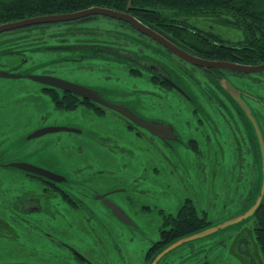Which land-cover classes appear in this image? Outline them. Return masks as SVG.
Instances as JSON below:
<instances>
[{
    "label": "rangeland",
    "instance_id": "374dc122",
    "mask_svg": "<svg viewBox=\"0 0 264 264\" xmlns=\"http://www.w3.org/2000/svg\"><path fill=\"white\" fill-rule=\"evenodd\" d=\"M137 4L147 7L160 5L163 8L173 6L165 2L141 0H138ZM217 18L220 21L202 16L189 20L191 23L193 20V24L199 25L208 33L213 30L216 34H213L214 36L223 37L229 42L234 41L229 40L231 38L242 36L241 29L227 26L221 22L223 20L220 17ZM167 22L170 20L167 19ZM88 26L89 29H97L99 32V27H102L135 33L121 22L104 16L90 20ZM63 28L66 31L69 26L60 28L50 25L41 26L38 30L32 29L28 45H36L38 41H33L34 39L44 38L42 41L46 47L26 50L25 55L11 52V47L16 46L15 40L20 41L24 47V31L15 32L13 36L8 32L1 34L0 49L3 50L0 51V66H5L2 69L12 72L53 73L91 86L108 100L127 104L146 119L172 125L178 137L166 145L154 132L145 129L139 131L137 125L113 109L106 112L90 105L85 106L60 91L54 92L53 96V92L43 90L42 82L29 77L0 76V152L6 158L23 159L51 167L67 175L74 183L85 181L87 185L100 191L117 187L120 190L114 189L110 198L120 204L132 220L138 221L141 232H144L138 240V234L135 232L138 228L118 221L104 203L95 197L92 198V206L98 211L95 216L87 219H77L78 214L82 212L70 213L66 205L63 204L61 208L51 202L50 213L43 222L44 225L50 224L56 232L52 231L51 236L44 237L51 243L45 242L42 247L55 253L71 255L61 243L72 245L76 250L87 254L91 264H145L146 249L159 236L158 228L162 224L161 208L175 213L186 198H191L195 213L198 216L206 213L213 224L242 214L247 204L253 200L245 199L249 183L248 166L237 160L233 153L231 144L236 142V139L234 134L231 135L229 123L224 120L220 122L217 118H208L213 135L219 133L225 140V155L222 157L223 147L215 148L208 128L201 125L199 114L191 105V101H184L177 95H174V100L171 101L169 98L148 96L140 100L138 87L146 88L147 85L146 82L137 84L138 72L133 73L129 66L116 62L109 64L106 61H98L93 67L83 64L82 60H75L69 54L73 48H67V41H73L77 37L88 38V33L75 35L79 32L69 30L71 35L65 41L61 39L65 37L57 39L50 36V32L60 29L62 31ZM105 38L138 49V44L117 39L114 35ZM24 57L29 58L28 61L24 62ZM102 66H105V69H102ZM199 73L196 75V85L201 86L208 81L213 85L206 89L203 87L205 95H209L210 88V91L215 93L223 91L216 81L209 80L201 71ZM257 75L261 78L236 82L248 86L253 91L263 92L264 73ZM140 76V80L144 81L145 76ZM150 93L156 94L155 91ZM219 97L223 98V95L220 93ZM203 103L206 112H212V115L229 112L230 103L222 104L207 96L203 98ZM46 125L76 126L83 131H55L30 137L36 128ZM192 138H196L197 142ZM196 144L200 145L202 152L197 150ZM12 171L15 170L10 168L9 172ZM13 180L14 178L10 179L8 185L13 190L12 198H6V191L0 186V210H3V203L9 204V201H13L24 190L35 195L41 191L33 190L35 187L41 188V185L34 181L22 185L21 181ZM236 227L237 223L191 242L197 246L205 245L210 264H242L232 256L229 243ZM222 240H225L226 245H223ZM21 241L22 238H17V244L16 239L0 233V264L23 262L21 260L27 254L20 247ZM57 241L60 243L57 244ZM175 253L173 250L170 254ZM202 255L203 252L195 257L191 255L185 261H178L176 257L175 264H200L196 257Z\"/></svg>",
    "mask_w": 264,
    "mask_h": 264
},
{
    "label": "flooded vegetation",
    "instance_id": "af4514ba",
    "mask_svg": "<svg viewBox=\"0 0 264 264\" xmlns=\"http://www.w3.org/2000/svg\"><path fill=\"white\" fill-rule=\"evenodd\" d=\"M136 9H138V13H143L150 10V7L140 4L136 5ZM98 16L104 15L95 14L92 16H84L69 21H58V26L60 28L66 25L69 26L68 30L61 31L60 29L58 33L50 32V36H53L57 39L65 37L61 38L65 41L68 39V36L71 35L70 33H68L69 30L79 32L75 35H85V33H88V38L77 37L73 41H67V48H73L69 53L70 55H72L71 57L75 60H82L83 64H89L93 67L94 63L98 61H106L109 64L116 62L122 65L129 66V70L131 72H138V76H136L138 78L137 84L139 85L141 82H146L147 85L146 88L138 87L139 94H141V97L139 98L140 100L143 99L144 96H148L151 98H169V100L171 101L174 100V95H177L184 101H191V105L194 106V109L199 114L198 116L201 125L208 128L211 141L212 143H215V148L223 147L221 150L222 157L223 155H225V140L219 133H215L216 135H213V133L211 132L210 124L208 122V118H217L220 122L221 120L227 121L230 125L231 135L233 136L234 134V139H236V142L231 144L232 149H234L233 153L237 160L241 161V163H246L248 166L249 183L247 193L245 194V199L251 201L254 200V198L256 199L260 191L262 190V183L264 180V91H253L248 86L238 84L236 81L249 78L260 79L261 76H258L257 74H263L264 71L259 73L243 74L240 72L229 71L221 68H203L194 65L190 61L180 57L174 51L170 50L154 38L142 33L139 29H137L127 21L104 16L108 19L121 22L123 25L130 27L135 33L126 30H120L118 28H102L99 26L98 27L100 32L97 29H89V21L95 19ZM181 21L188 23H180L179 26L192 31V33L190 34L194 35L193 38L198 37V39L224 45L223 42H219L215 39L214 35L216 34L213 30H209L210 33H212L211 35L207 30H203V28H201L199 25L193 24V20L192 23L187 19H182ZM191 25H193V27H190ZM151 27L160 32L176 45L190 52L188 49L183 47L182 44L184 43L181 40H178L181 43L179 44L176 41L175 37L164 28L159 27L158 25H152ZM97 33H100L101 35ZM9 34H12L13 36L15 33L11 32ZM22 34H26L24 47L21 45V43L18 44L19 46L16 45L14 47H11V52L13 54L19 52L20 55H25L26 50L46 47V45L42 41V39L44 38L34 39L33 41H38L36 45H28V41L31 38L30 32ZM112 34L114 35V37L116 36L117 39H125L138 44V49L127 47L116 40L105 38V36H113ZM230 40L236 41V38H231ZM224 46L235 47L230 43H226ZM2 50L3 49H0V51ZM28 59L29 58L24 57V62L28 61ZM83 64H81L82 67ZM3 67L5 66H0V68ZM102 69H105V66H102ZM199 71L205 74L209 80L212 79L214 82L216 81V83L221 86L222 89L225 88L222 84L223 78H228L230 81H232V83H234L236 87L242 90V98L249 105L250 112H248L247 109L245 110V108L241 106L242 104L238 102V99L231 96L228 97L226 95L228 93L225 91V89L224 91H221L219 89L220 93L223 95V98L219 97V92L218 94L217 92L215 93V91H210L211 88L209 89V95H205L206 92L204 91V88L206 89L210 87L212 83L211 81H208L206 84H203L201 86L196 85V75L200 74ZM23 74H29V72L25 71L23 72ZM42 74L54 75L53 73L47 72H43ZM140 75L145 76L144 81L140 80ZM54 76L61 77L59 75ZM42 83L43 90H48L50 92L60 91L64 95H68L67 97L73 98L74 100L79 101L81 104L84 103L85 106L90 105L95 109L100 108L101 110H105L106 112L108 111V109H112L109 106L102 104L101 102L86 98L76 92L65 90L45 82ZM176 85H180L182 89H180ZM94 89L98 92V94L107 99L99 90H97L96 88ZM151 91H155L156 94H151ZM196 94H198L199 96H197ZM205 96L211 98V100L217 99L222 104L230 103L229 112H220L218 114L213 113V115L212 112H206L203 103V98ZM186 106L189 107L187 104ZM169 107L171 108V105ZM200 110H205V112H199ZM117 113L120 112L117 111ZM175 113L177 115L179 114L178 112ZM123 116L126 117L125 115ZM126 119L133 122L128 117H126ZM133 124L138 126L139 131L140 129H145L146 131L151 132V130L143 127L142 125L136 124L135 122H133ZM68 127L74 128L71 132L80 133L83 131L80 127ZM37 129L39 128H36L35 130ZM258 130L260 133L258 132ZM154 134L166 145L174 140L172 138L162 137L157 133ZM192 139L197 142L196 138ZM211 147V144H209V148ZM196 148L199 152L203 151L199 144H196ZM206 148H208V144ZM13 162L28 163V168H20L16 165H13ZM10 168L14 169L15 171L9 172ZM45 169L50 171L52 174L45 173ZM12 178H14V180L21 181L22 185L29 183V181H34L37 184L41 185V188L35 187L33 189L34 191L41 190L38 195H35L33 192H26L24 190L20 195L16 196L13 201H9V204L3 203V210H0V233L2 235H7L10 238L16 239L17 244V238H22L20 247L26 251L27 255L21 260L23 262H20V264H91L89 261L90 257L87 254L76 250L72 245L61 243L62 247H65L71 255L60 254L58 252L55 253L51 250H45L42 247L45 242H47L48 244L51 243L49 240L44 239V237L50 235L52 231L56 232V230L52 228L50 224L44 225L43 222L46 216H48V214L50 213L49 204L51 202L61 208L63 207V204L66 205L67 210L70 211V213L82 212L78 214L77 219H87V217L95 216L98 211V209L93 208L92 206V198L95 197L98 201H102L104 203V205L111 211L112 215L118 221L122 222L123 224H127L128 226L131 225L132 227L138 228L137 230H135V232H137L138 234V240L140 239V236L144 234V232H141L140 230L138 221L134 219L133 221L129 215L128 217L126 216V218L120 217L114 211L113 207L109 205L108 200L115 202L110 198V196L112 193H114V189H116L117 191L120 190L117 187L110 190L100 191L97 190V188L92 187L91 185H87L85 181H78L74 183L67 175L61 174L59 171L51 167L41 166L33 161L31 163L29 161H23V159L13 160L12 158H6L5 155L0 152V186L6 191V198H12L13 190L12 187L8 186L10 184L9 180ZM240 178H242L241 175ZM190 200L191 198H186L175 213L169 212L164 208L160 209L162 224L158 228L159 236L146 249L144 258L145 264H175V262H177L176 257L178 261H185L191 255L195 257L197 254H201V252H203V255L200 257H196V260L200 264H210L208 254L205 250V245H194L191 240L176 246L175 248L169 250L158 258V255L166 247L174 242L173 240H175V237H170L171 232H183L184 230H186L185 228L176 226V224L179 223V221L183 218V215L181 218H178L176 216L178 215L177 213L182 209L183 205L187 207L191 206ZM115 203L118 204L117 202ZM118 205L122 207L120 204ZM250 205L251 202L247 204V207H249ZM200 215H204V213ZM165 220L168 223L166 225H164ZM210 222L212 223L211 220ZM174 225L176 226V228H174ZM206 225L207 224H205V226ZM213 234L214 233H211L210 235ZM230 238L232 239H230L231 241L229 242L230 246L232 247L231 252L232 256L235 259L240 261L242 264H264V196L260 205L254 211V214L241 223H238L235 232L231 234ZM7 240L10 243L15 244L14 241L9 239ZM59 241H57V244L61 242ZM169 242L171 243L168 244ZM221 242L223 243V245H226L225 240H222ZM184 244L186 245L184 246ZM150 247H153L154 251L151 257L148 258V250L150 249ZM173 250L176 251L174 255L170 254ZM186 252L187 254H185ZM155 260L156 262L154 263Z\"/></svg>",
    "mask_w": 264,
    "mask_h": 264
},
{
    "label": "trees",
    "instance_id": "16d2710c",
    "mask_svg": "<svg viewBox=\"0 0 264 264\" xmlns=\"http://www.w3.org/2000/svg\"><path fill=\"white\" fill-rule=\"evenodd\" d=\"M137 1L131 0L132 6L128 8L129 0H0V23L52 12H73L94 5L106 6L129 11L149 26L158 25L164 28L175 37L179 44L181 43L178 40H181L185 44H182L184 48L198 56L250 64L264 62V0H141L173 4V6L165 8L160 5L150 7V10L143 13H138ZM171 9L172 11H170ZM196 16L213 17L218 21L220 20L217 17H220L223 20L221 22L227 26L241 29L242 36L238 40L236 38V41L229 42L223 37L215 36V39L223 42L224 45L230 43L237 48L227 47L220 43L215 44L211 41L198 39V37L193 38L194 35L190 34L192 31L179 26L180 23L188 24L182 22V19L189 20ZM167 19L170 22H167ZM50 25L57 27L58 22L33 24L0 33H21L22 31L26 33L31 32L32 29L36 30L41 26ZM62 30L64 31V28ZM14 42L19 46L20 41L15 40ZM15 54L20 55L19 52ZM52 95L54 96V92ZM177 214L176 217L181 218L183 215V218L176 226L186 230L171 232L170 237H175V240L213 225L206 213L198 216L192 204L190 207L183 205ZM166 224L168 223L165 220L164 225ZM205 224L207 225L205 226ZM153 251L154 248L150 247L148 258L151 257Z\"/></svg>",
    "mask_w": 264,
    "mask_h": 264
},
{
    "label": "water",
    "instance_id": "95a60500",
    "mask_svg": "<svg viewBox=\"0 0 264 264\" xmlns=\"http://www.w3.org/2000/svg\"><path fill=\"white\" fill-rule=\"evenodd\" d=\"M131 7V0H129L128 8ZM105 15L109 16L111 18H116L119 20H124L135 26L137 29H139L142 33L154 38L170 50L174 51L177 55L180 57L190 61L194 65L201 66L204 68H221V69H228L236 72L241 73H255V72H261L264 70V62L258 63V64H246V63H240L230 60H219V59H207L201 56H198L196 54L190 53L180 46L176 45L172 41H170L168 38H166L164 35H162L160 32L153 29L151 26L147 25L143 21H141L138 17L135 15L129 13L125 10H119L111 7L106 6H91L82 10L74 11V12H62V13H49V14H41L36 16H31L28 18H23L19 20L14 21H7L0 23V32L12 30L15 28H20L28 25L33 24H39V23H47V22H58V21H69L78 19L84 16H92V15ZM0 76L4 77H23L28 76L35 80H39L41 82H45L48 84L55 85L59 88L69 90L72 92H76L86 98L94 99L98 102H101L102 104L109 106L110 108L120 112L121 114L128 117L130 120L135 122L136 124L142 125L143 127H146L147 129L151 130L154 133H157L161 135L162 137H168L175 139L177 138L176 132L172 125H168L166 123H161L153 119H146L142 116H140L138 113H136L132 108H130L128 105L124 103H115L110 100L105 99L102 97L98 92L89 86L77 83L72 80H68L62 77L50 75V74H37V73H29V74H23L21 72H12L8 71L6 69L0 68ZM222 84L225 87V91L228 93L226 94L228 97H233L238 99V102L241 103L245 110L247 109L248 112H250L249 105L247 102L242 98V90H240L234 83H232L228 78L222 79ZM180 89V85H176ZM221 87V86H220ZM223 89V91H224ZM240 99V101H239ZM68 126L65 125H47L43 126L37 130H35L33 133L30 134V137H35L41 134H45L48 132H55V131H62V130H68L73 131ZM259 132V130H258ZM260 133V132H259ZM261 136V135H260ZM263 156H264V147H263ZM13 165H16L20 168H28V163L23 162H13ZM45 173L52 174L47 169L44 170ZM264 196V180L262 183V190L260 191L257 198L252 201L251 205L247 207L242 214L230 217L218 224H213L211 226H208L204 229H201L199 231L190 233L186 236H182L178 239H176L173 243H171L168 247H166L159 255L158 258L163 255L164 253L168 252L169 250L175 248L176 246L188 242L190 240H194L197 238L205 237L207 235H210L211 233L217 232L219 230H224L230 226H232L235 223H241L248 217L254 214V211L256 208L260 205L262 199ZM108 203L111 207H113L114 211L122 218L128 217V214L125 212V210L120 207L115 202H112L111 200H108ZM156 260L154 261V263Z\"/></svg>",
    "mask_w": 264,
    "mask_h": 264
}]
</instances>
